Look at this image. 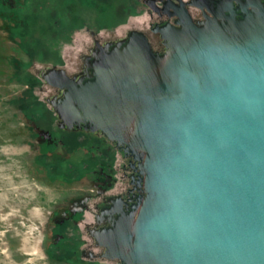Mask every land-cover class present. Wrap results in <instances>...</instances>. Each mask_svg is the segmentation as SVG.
<instances>
[{
	"label": "water",
	"instance_id": "95a60500",
	"mask_svg": "<svg viewBox=\"0 0 264 264\" xmlns=\"http://www.w3.org/2000/svg\"><path fill=\"white\" fill-rule=\"evenodd\" d=\"M161 29H133L96 55L94 78L42 71L56 112L110 137L132 126L147 196L133 232L104 244L127 264H264V0H195ZM130 130V129H129ZM129 251L123 253V248Z\"/></svg>",
	"mask_w": 264,
	"mask_h": 264
},
{
	"label": "flooded vegetation",
	"instance_id": "af4514ba",
	"mask_svg": "<svg viewBox=\"0 0 264 264\" xmlns=\"http://www.w3.org/2000/svg\"><path fill=\"white\" fill-rule=\"evenodd\" d=\"M191 1L195 0H0L23 29L24 18L29 16L33 31L42 19L50 31V41L41 42L46 60L34 61L33 71H29L27 87H34L37 101L24 104L33 134L34 161L44 172L40 179L48 181L51 191L48 197L44 192L39 201L44 211L39 226L40 251L46 264H127L112 257L104 243L117 227L133 232L147 188L145 154L130 145L132 126L121 136L110 137L100 128L91 129L89 121L69 124L56 112L64 89L46 85L40 79L41 72L64 67L76 84L85 83L95 76L100 48L107 44L110 48L133 29L143 31L155 52L163 54L166 46L160 29L166 23L179 26L175 13L185 8L194 21L204 19L207 10L190 5ZM140 13L145 15L140 24L123 26L126 16ZM105 17L111 26L100 23ZM78 28L89 37L81 39L69 61L49 55L47 46L55 37L65 38ZM56 180L62 183L54 186ZM122 251H129V247Z\"/></svg>",
	"mask_w": 264,
	"mask_h": 264
},
{
	"label": "rangeland",
	"instance_id": "374dc122",
	"mask_svg": "<svg viewBox=\"0 0 264 264\" xmlns=\"http://www.w3.org/2000/svg\"><path fill=\"white\" fill-rule=\"evenodd\" d=\"M0 12V264H46L40 251L39 226L44 211L39 201L44 192L48 197L51 191L46 185L48 181L40 179L44 172L34 161L33 134L24 107L26 102H32L29 99L31 87H27L30 80L25 73L33 71L34 61L42 60L31 61V53L25 51L24 46L41 47V42L50 41V31L42 19L31 35L21 37L13 27V15L7 10ZM144 17V13L126 16L123 26L133 22L140 24ZM107 19L101 18L100 23L108 24ZM39 37L40 40L36 39ZM88 37L83 29L70 30L68 39L55 37L47 50L53 49L57 59L63 57L69 61L80 47L81 39ZM33 90L34 87L31 92ZM59 183L62 182L56 180L52 184Z\"/></svg>",
	"mask_w": 264,
	"mask_h": 264
},
{
	"label": "trees",
	"instance_id": "16d2710c",
	"mask_svg": "<svg viewBox=\"0 0 264 264\" xmlns=\"http://www.w3.org/2000/svg\"><path fill=\"white\" fill-rule=\"evenodd\" d=\"M1 9L2 10H4L3 9V7L1 6V3H0V11H1ZM10 12V11H9ZM1 13V12H0ZM14 17H15V15H14ZM12 24H13V27H15L14 29L15 30H17L18 32H19V35L21 36V37H23V35H31V33H32V20H31V18L29 17V16H27L26 18H24V27H25V29H23L19 24H18V21L17 20H15V22H12ZM26 25V26H25ZM112 25H114V24H112ZM32 26V27H31ZM107 26H111V24H108ZM70 32V31H69ZM68 32V33H69ZM67 37V39H68V37H69V34L66 36ZM34 44H31V45H28V46H24V48L26 49L25 51H28V53H31V55H30V58H31V61L32 60H34V59H37V58H39L40 60H46V57H45V54H46V52H44L43 51V47H37V48H35L36 46H33ZM28 47V48H27ZM37 49H39L38 51H37ZM48 52H49V55H55V53H56V51L55 50H53V49H49L48 48ZM22 65V64H21ZM20 65V66H21ZM21 67H23V66H21ZM25 75L27 76V78L28 79H30L31 77V75L30 74H26L25 73ZM29 96H30V100L31 101H37V96H35L34 94H33V92H31V88H30V94H29ZM28 99V100H29ZM29 102V101H28ZM27 103V102H26Z\"/></svg>",
	"mask_w": 264,
	"mask_h": 264
}]
</instances>
